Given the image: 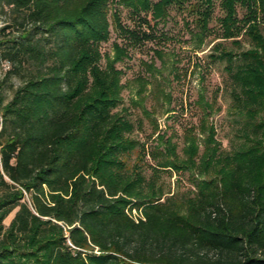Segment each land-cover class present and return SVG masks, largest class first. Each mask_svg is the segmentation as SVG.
<instances>
[{"label":"trees","instance_id":"obj_1","mask_svg":"<svg viewBox=\"0 0 264 264\" xmlns=\"http://www.w3.org/2000/svg\"><path fill=\"white\" fill-rule=\"evenodd\" d=\"M111 1L128 7L133 21L123 26L113 14L127 44L114 42L112 55L101 50ZM0 6L21 15L0 28V63H8L0 76V264H264V0ZM170 15L196 48L211 43L210 63L223 64L230 111L243 119V140L227 152L210 120L216 95L193 101L197 123L184 127L181 153L152 119L154 107L143 105L149 79L135 78L132 102L151 117L154 146L133 135L142 120L117 110L124 85L116 63L129 47L154 40ZM14 76L19 84L6 100L3 88ZM161 170L190 172L191 187L166 190L157 182Z\"/></svg>","mask_w":264,"mask_h":264},{"label":"rangeland","instance_id":"obj_2","mask_svg":"<svg viewBox=\"0 0 264 264\" xmlns=\"http://www.w3.org/2000/svg\"><path fill=\"white\" fill-rule=\"evenodd\" d=\"M109 7V39L102 42V52L112 55L113 43L126 45L127 37L116 25L113 14L116 13L123 26L133 27L131 13L128 7L123 4L111 1ZM21 15L13 13L9 7L4 9L0 6V28L6 24H13L14 19L21 20ZM153 23V22H152ZM13 32H17L16 26H11ZM8 30H10L8 28ZM157 37L154 40L145 41L140 47H129L128 56L116 63V67L122 71L121 82L124 85L122 93V102L117 110L126 107L125 113L135 123L141 121V126L137 127L133 133L146 147L156 144L155 136L148 138L152 130L151 117L148 118L141 114V107L134 105L132 99L138 92L139 84L136 81L138 75L144 76L151 82L146 84L144 89L143 105L151 109L152 119L156 120L160 132H164L165 136H173V141L177 144V150L182 152L183 129L189 124L197 123L196 106L193 101L201 93L206 98L214 95L217 97L216 107L219 109L211 115L210 120L216 128V138L220 142L221 150L227 152L237 146L242 138L238 135V128L243 124V119L230 111L231 95L227 86L224 87L223 64L220 62L210 63L207 53L210 51L211 43H204L200 48H196V41L191 37V33L183 26L179 17L171 15L167 20L159 21L156 28ZM159 50L161 57L154 51ZM105 58L101 60L104 65ZM211 64V65H210ZM8 68V63H0V76ZM11 84L5 85L6 100L10 98L13 88L19 84V78L14 76L10 80ZM153 82V83H152ZM12 84L14 87H12ZM219 90L216 91V88ZM153 92H167L169 100H166L162 94L157 93V97L153 96ZM216 93V94H215ZM172 110L165 113L166 109ZM129 156V162L135 160L137 149ZM152 160L146 157L143 167L144 173L150 176L151 169L148 164ZM190 172H172L161 170L158 174L157 182L162 184L166 190L183 191L191 187L189 180ZM129 213L138 218L143 216L141 209L129 210ZM14 212L10 213L5 219V223L9 224Z\"/></svg>","mask_w":264,"mask_h":264}]
</instances>
